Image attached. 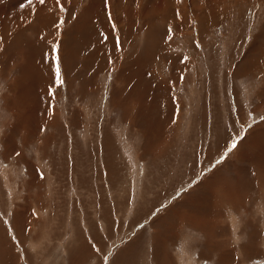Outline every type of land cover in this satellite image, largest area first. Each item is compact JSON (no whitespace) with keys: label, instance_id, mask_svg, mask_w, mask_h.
I'll list each match as a JSON object with an SVG mask.
<instances>
[{"label":"rangeland","instance_id":"1","mask_svg":"<svg viewBox=\"0 0 264 264\" xmlns=\"http://www.w3.org/2000/svg\"><path fill=\"white\" fill-rule=\"evenodd\" d=\"M0 5V264H264V0Z\"/></svg>","mask_w":264,"mask_h":264},{"label":"snow or ice","instance_id":"2","mask_svg":"<svg viewBox=\"0 0 264 264\" xmlns=\"http://www.w3.org/2000/svg\"><path fill=\"white\" fill-rule=\"evenodd\" d=\"M59 2H60V0H57V3H58V4H59ZM31 3H32V0H29V4H31ZM39 3L43 4V3H45V0H39ZM62 23H63V21L61 20V21L56 25L57 28H59L60 24H62ZM117 46H119V45H117ZM54 50H55V48H54ZM55 72H56V80H57V83H58V84H59V83H62V81L60 80V67H59V63H57V66H56ZM231 147H232V148H235V147H236V144L233 143Z\"/></svg>","mask_w":264,"mask_h":264},{"label":"bare ground","instance_id":"3","mask_svg":"<svg viewBox=\"0 0 264 264\" xmlns=\"http://www.w3.org/2000/svg\"><path fill=\"white\" fill-rule=\"evenodd\" d=\"M11 1H17V2H19L20 0H11ZM4 8H5V5H0V10H4Z\"/></svg>","mask_w":264,"mask_h":264}]
</instances>
